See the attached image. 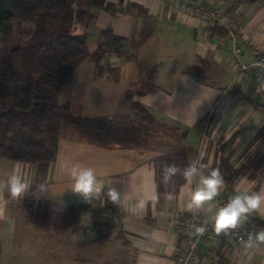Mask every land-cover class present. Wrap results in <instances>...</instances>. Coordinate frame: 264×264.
<instances>
[{
  "label": "crops",
  "instance_id": "obj_1",
  "mask_svg": "<svg viewBox=\"0 0 264 264\" xmlns=\"http://www.w3.org/2000/svg\"><path fill=\"white\" fill-rule=\"evenodd\" d=\"M106 1L118 12L112 16L101 10L83 23L90 24L84 34L89 37V51L98 48L100 32L110 27L126 38L129 53L110 55L109 69L104 67L99 74L92 57L71 71L57 95L64 111L53 162L0 158V183L15 174L26 184L17 198L0 188V264H175L176 250L187 247L176 230V216L194 212L209 219L226 204L227 196L264 191V89L252 78L230 86L235 67L228 55L214 42L199 39L194 19L181 21L170 0ZM205 1L224 8L242 34L258 40L264 49V0ZM90 32L100 40L91 41ZM175 40L184 49L175 58L162 57V41ZM237 42L250 63V49L240 38ZM151 49L158 50L157 55L150 54ZM227 70L228 84L223 85L220 78ZM207 77L217 78L221 86L208 84ZM135 102L152 120L144 113L148 119L140 122L133 112ZM119 113L143 128L141 143H103L85 136L79 122H63V117ZM179 154L184 157L177 159ZM172 159L178 172L166 179L163 169ZM196 159L207 168L189 183L182 170ZM65 160L95 167L103 185L120 192L121 202L113 204L103 196L88 202L66 189L71 180L60 167ZM211 169L227 175L236 171L233 188L223 182L213 201L200 209L187 208L200 175ZM41 183L48 187L43 194ZM65 216L74 219L65 224ZM109 216L113 223L108 237L90 242V228ZM252 216L264 220V206ZM250 220L246 215L243 222ZM207 247L220 257H202L199 264H264V248L243 244L227 252L205 242L203 249Z\"/></svg>",
  "mask_w": 264,
  "mask_h": 264
},
{
  "label": "trees",
  "instance_id": "obj_2",
  "mask_svg": "<svg viewBox=\"0 0 264 264\" xmlns=\"http://www.w3.org/2000/svg\"><path fill=\"white\" fill-rule=\"evenodd\" d=\"M101 10H107L112 16L118 12L106 0H0L1 159L28 164L53 162L58 151L64 111L57 103V95L71 71L92 57L99 74L104 69L102 61L106 57L129 53L126 38L114 34L110 27L100 32L101 43L92 53L88 49L87 38L71 33L70 27L74 22H88ZM16 32L26 41L24 45L14 46ZM127 98H131L130 91ZM132 106L141 123L151 119L140 104L135 102ZM92 121L116 137L117 130L111 131L108 126ZM131 124L141 134L143 128ZM117 141L139 143L131 137L118 138ZM181 157L184 156L179 154L177 159ZM174 160L168 164H173ZM221 176L229 189L238 178L236 171L229 175L221 173ZM247 215L251 220L242 223L258 231L264 230L263 219L252 216V212ZM112 221L109 216L91 227L89 231L94 235L89 241H104ZM216 254L220 257V253Z\"/></svg>",
  "mask_w": 264,
  "mask_h": 264
},
{
  "label": "built area",
  "instance_id": "obj_3",
  "mask_svg": "<svg viewBox=\"0 0 264 264\" xmlns=\"http://www.w3.org/2000/svg\"><path fill=\"white\" fill-rule=\"evenodd\" d=\"M170 1L181 21L190 17L194 19L199 39L214 42L213 45L218 50L228 55L235 67V76L230 86L252 78L264 89V49L258 40L248 39L247 35L242 34L241 28L234 19L227 16L224 8L205 0ZM238 38L245 41L252 53L250 63L242 57V46L237 42ZM205 221L208 222L206 231L199 236L193 235L191 226L203 224ZM174 223L178 233L187 241V247L176 250L175 264H199L204 254L214 257L216 251L212 247H207L202 252L201 247L205 242L214 243L227 252H232L245 244L250 233L259 232L256 228L240 222L236 228L228 230V235L224 233L218 235L212 229L211 218H201L194 212L176 216ZM93 235V232H89L88 238L92 239ZM254 248H264V243Z\"/></svg>",
  "mask_w": 264,
  "mask_h": 264
},
{
  "label": "clouds",
  "instance_id": "obj_4",
  "mask_svg": "<svg viewBox=\"0 0 264 264\" xmlns=\"http://www.w3.org/2000/svg\"><path fill=\"white\" fill-rule=\"evenodd\" d=\"M133 99L136 100L137 98L134 97ZM60 167L71 180L70 186L66 189L71 190L74 194H78L85 201L90 202L103 196L113 204L121 202L122 197L120 192L115 188H106L100 179L101 174L98 173L95 167L82 165L79 162L70 160L63 161ZM206 168L207 165L205 163L200 159H196L183 168V178L185 181L191 183L193 178L200 173V170ZM163 172L166 179H171L178 172V168L174 164L166 165ZM223 182V177L218 169H211L208 170L206 175H200L199 182L193 189L187 202V208L200 209L213 201L218 195ZM38 187L41 194L45 190H48L45 183H41ZM0 188L5 189L9 197L17 198L24 194L26 184L22 177L11 174L3 183H0ZM262 206H264V191H237L211 217L212 229L218 235L221 233L228 235V230L236 228L245 219L247 214L259 210ZM207 224L208 222L205 221L203 224L192 225V234L196 236L202 235L206 231ZM244 243L247 248H253L260 243H264V230L254 234L250 233Z\"/></svg>",
  "mask_w": 264,
  "mask_h": 264
},
{
  "label": "rangeland",
  "instance_id": "obj_5",
  "mask_svg": "<svg viewBox=\"0 0 264 264\" xmlns=\"http://www.w3.org/2000/svg\"><path fill=\"white\" fill-rule=\"evenodd\" d=\"M92 25L94 26V22H92ZM90 24L85 26L83 23L81 22H74L71 27V33L80 37H85L87 38L88 35H84L85 32H88L90 30L89 28ZM90 36H91V41L94 40H100L99 35H96V33L90 32ZM26 43V41L24 39H22L19 34L16 32L15 36H14V46H20V45H24ZM89 44V37L87 39V45ZM135 45V43H134ZM137 46L135 45L134 49ZM89 50L91 49V46L88 45ZM184 48L181 47V44H177V41L175 40L172 41L171 43H167L166 41H162V46H161V51L163 56L162 57H176L179 55V51L183 50ZM184 53V51H182ZM158 53V50H157ZM156 51H154V49L150 50V54L153 55H157ZM108 57H106L103 61H102V65L103 67L108 68L109 64L107 63L108 61ZM148 67V64H145L144 69H146ZM109 69V68H108ZM104 71V70H103ZM228 73L229 71L227 70L226 74H222L220 80L223 81V85L228 84V80H225V78L228 77ZM203 74V73H202ZM234 76V75H233ZM207 81L208 84H212L213 86L217 87V86H221L219 85L220 83L216 82L217 78H208L207 77ZM216 82V83H215ZM63 122H68L70 125L72 124L71 122L73 121H77L80 124V131H82V133L87 136L89 139H98L103 143H110V144H127L130 146V141H128L127 143L125 142H119L117 141L118 138L120 139H124L127 138L129 139L130 137L135 140L138 141L139 143H141V139H142V135H140L137 131V127L133 126L130 123V117L126 116V113H119L116 115H112L111 117H102V116H96V117H87V118H82L80 115L79 116H75L71 119L63 117ZM84 119V120H83ZM88 119V120H86ZM92 120H95L99 125H105L108 126L110 128V130L112 131H118V133L116 132L115 136L113 137V135L109 134L107 131H105L103 128L101 129L99 126L93 124ZM132 127V129H131ZM74 217L73 216H65L64 220H65V224H68L71 220H73ZM57 227V226H56ZM88 237V235H87ZM89 239V238H88ZM128 261H130V254L128 255Z\"/></svg>",
  "mask_w": 264,
  "mask_h": 264
}]
</instances>
